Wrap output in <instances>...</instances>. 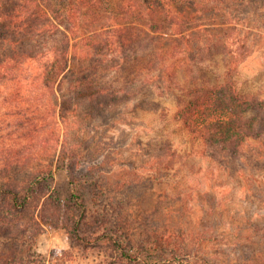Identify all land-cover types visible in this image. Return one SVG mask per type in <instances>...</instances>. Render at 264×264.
<instances>
[{
  "label": "rangeland",
  "instance_id": "374dc122",
  "mask_svg": "<svg viewBox=\"0 0 264 264\" xmlns=\"http://www.w3.org/2000/svg\"><path fill=\"white\" fill-rule=\"evenodd\" d=\"M123 1L105 0L99 14L83 19L79 45L92 44L83 51L79 46L77 53L105 60L98 74L104 86L133 85L138 93L88 120L83 131L75 125L69 137L85 161L73 171L74 184L63 163L70 145L54 151L51 130L45 137L35 124L33 131L25 123L19 126L23 116L13 114L0 92V184L25 188L42 160L38 157L55 154V166L61 165L31 193L30 206L12 215L15 224L5 228L19 232L20 243L37 250L45 264H125L99 236L100 227L117 223L114 233L124 232V243L155 240L153 231L183 230L188 256L165 264H264V106L245 111V119L254 118V129L240 146L207 142L181 114L196 84L221 87L229 81L243 97L264 100V0L176 2L183 31L178 41L187 63L172 81L154 76L136 85L138 67L147 66L144 73H150L148 62L155 56L149 40L143 47H119L120 34L112 35L118 24L126 41L148 29L149 20L136 12H116ZM169 38L166 43L174 46L176 37ZM118 61L123 65L110 68ZM74 191L91 208L82 228L89 244H79L64 224L72 216L76 224L78 210L64 204ZM52 193L64 201L61 206L47 202ZM4 203L0 199V211ZM95 213L105 215L106 226L96 223Z\"/></svg>",
  "mask_w": 264,
  "mask_h": 264
},
{
  "label": "trees",
  "instance_id": "16d2710c",
  "mask_svg": "<svg viewBox=\"0 0 264 264\" xmlns=\"http://www.w3.org/2000/svg\"><path fill=\"white\" fill-rule=\"evenodd\" d=\"M178 1L124 0L116 7L117 13L136 12L138 16L149 20L148 29H143L145 34H137L130 41H126L120 24L115 29L116 33L112 34L118 38L120 34L119 47L131 46L132 43L143 47L144 42L149 40L153 48L154 60L148 62V70L152 75L144 73L147 66L138 67V75L134 77L136 80L132 81L135 85L143 84L154 76L158 80L172 81L177 69L187 63L185 51L178 41L183 35L180 24L176 22L180 20V12L175 5ZM104 3L105 0H0L1 95L5 94L4 100L14 107L13 114L23 116L19 126L25 123L26 128L33 131L32 126L35 124V130L39 129L45 137L51 130L54 136L51 139L56 142L54 151L59 146L70 145L69 151H65L63 163L72 184L75 182L74 169L85 161L84 156L75 151V145L69 137L75 125L79 124V131H83L88 120L104 115L113 103L132 98L138 93L133 85L104 86L98 74L105 60H93L77 53L85 37L82 36L85 33L83 19L90 13L99 14ZM115 10L114 15H117ZM168 20L174 23L167 24ZM165 22L166 25H163ZM169 35L176 37L174 46L166 43L171 39ZM91 44L82 45L81 51ZM170 56L172 61H169ZM192 61L195 63V60ZM122 65L123 62L118 61L111 64L110 68ZM191 89L193 93L190 99L181 108V114L191 131L200 133L212 144L221 140L226 144L242 145L254 129V118L245 119L244 113L252 108L263 107L264 100L243 97L231 87L229 81L221 87L196 84ZM20 104L22 107L24 104L25 108H21ZM39 158L42 160L33 166L34 171L26 180L25 188L0 184V199L5 201V208L0 211V264H45L37 250L32 247L26 250L25 244L20 243L17 237L19 232L4 226L15 224L12 215L28 208L31 193L37 186L47 183L55 170L61 167L60 164L55 166V154ZM30 161L28 158L25 162ZM48 200L49 203L56 201L59 206L60 202H64L53 193ZM47 202L42 206L46 208ZM64 204L67 209L76 207L78 210L76 224H73V216L69 218L72 220L64 223L72 238L79 244L92 243L82 229L88 216L92 215L82 193L74 191ZM117 213H120L119 209ZM95 215L96 223L104 226L107 222L105 215ZM20 226L17 225L19 230ZM116 226L100 227L99 236L116 248L117 258L125 264H143L149 258H154L156 264H165L181 261L188 256L184 248L186 233L183 230L153 231L155 240L150 237L141 243L134 240L124 243L125 238L121 237L124 232L114 233L115 230L119 231V223Z\"/></svg>",
  "mask_w": 264,
  "mask_h": 264
}]
</instances>
